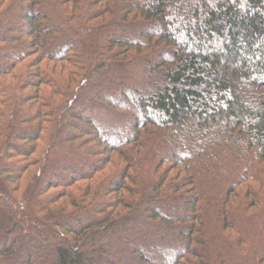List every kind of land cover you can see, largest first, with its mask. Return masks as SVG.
<instances>
[{
	"label": "trees",
	"instance_id": "16d2710c",
	"mask_svg": "<svg viewBox=\"0 0 264 264\" xmlns=\"http://www.w3.org/2000/svg\"><path fill=\"white\" fill-rule=\"evenodd\" d=\"M4 31L0 264H264V0H0Z\"/></svg>",
	"mask_w": 264,
	"mask_h": 264
},
{
	"label": "rangeland",
	"instance_id": "374dc122",
	"mask_svg": "<svg viewBox=\"0 0 264 264\" xmlns=\"http://www.w3.org/2000/svg\"><path fill=\"white\" fill-rule=\"evenodd\" d=\"M19 26H22V27H25L24 26V24L22 23V22H20L19 23ZM23 31H24V29H23ZM0 34L1 35H5L6 33H5V31L4 32H0ZM23 35L22 34H18V36H17V38H21L22 40H23ZM34 56L33 55H31V56H29L26 60H25V62L21 65V66H19L18 67V69H17V72H20V69H23V68H25V67H28L30 64H31V62L33 61V58ZM58 68L59 67H62L61 66V64H59V65H56ZM53 78H55V79H58V76H56V74H53ZM60 80V79H59ZM43 90L46 92V93H49V92H51L52 90H51V88L50 87H44L43 88ZM57 100V99H56ZM107 106H108V104H106ZM80 142H83V141H80ZM84 143V142H83ZM89 147H91V148H95V149H98V146L96 145V144H91V145H89ZM103 159V155L102 154H99V155H95L94 157H93V161L94 162H96L97 163V165L98 166H100L99 164H100V162H101V160ZM120 163V161H119V159L117 158V157H114V164L113 165H110V166H108V168L106 169V170H104L103 171V175H102V177H104L105 175H109L110 176V174L111 173H113V171H117L118 169H122L124 166ZM78 168H80V167H78ZM166 167H163L162 168V170L163 169H165ZM81 169V168H80ZM173 174H175V172H172V175ZM101 175V174H100ZM92 182L89 180V181H82V182H78V184L76 185V188H73V190L77 193V191H79V190H81L80 189V187H84V186H86V185H89V184H91ZM56 194H58L59 196H60V194H61V190H56V189H53V190H51L50 191V193H49V195L50 196H53V195H56ZM57 195V196H58ZM62 201H64V200H62ZM171 232V231H170ZM172 233L173 234H178L177 232H175L174 230H172ZM19 238V235H12V239H18Z\"/></svg>",
	"mask_w": 264,
	"mask_h": 264
}]
</instances>
